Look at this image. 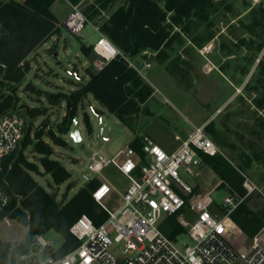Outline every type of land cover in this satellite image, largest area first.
I'll use <instances>...</instances> for the list:
<instances>
[{"label":"rangeland","instance_id":"374dc122","mask_svg":"<svg viewBox=\"0 0 264 264\" xmlns=\"http://www.w3.org/2000/svg\"><path fill=\"white\" fill-rule=\"evenodd\" d=\"M85 1L81 0L77 6H73L65 0H59L53 6L52 10L59 21V32L28 58L31 70L15 93L21 114H25L22 111L25 107L43 111V115L37 117L24 115L28 129L31 126L37 129L45 121L48 123L47 130L52 128L56 137H62L67 143V146H57L50 137L45 136L46 142L54 149L52 159L60 161L71 172L72 178L58 186L39 165L42 174L33 173L38 184L48 193L56 194L60 201L65 195L66 200L71 199L90 180H105L115 189L108 205L111 208L118 207L129 181L113 167L102 174L92 173L88 168V160L93 151L113 156L126 149L137 135L166 137L178 132L183 136L191 130L193 124L201 125L207 117H212L213 122L208 124L207 133L221 150L220 155L231 165L241 169L245 179L243 189L245 183L255 187V191L243 204L255 214L264 212V162L256 159L257 154L264 159V129L261 126L264 122V107H258L255 103L256 99L264 95V90H256L254 85L245 90L251 79L252 82L255 81L253 74L259 62L264 60V49L257 54L253 47L240 48L238 45L242 39L251 41L256 37L255 34L260 33V30L249 33L246 28L251 19L248 16L242 18L248 10L246 4L254 7L260 2L219 0L209 15V22L198 19L193 21L191 36L187 40L193 46L187 48L186 55V51H179L181 58L144 59V62L152 65V69L146 67L149 70H144L143 74L155 95L148 100L147 105L144 104L148 113L135 117L130 124H125L110 114L92 95L86 97L76 117L79 119L78 128L82 138L77 143L68 134L61 135L56 130V125L62 122L66 114V103L52 106L47 94L76 90L78 83L85 81L82 80L86 75L85 70L92 65L82 53L81 47L83 44L94 46L100 39L99 33L91 23L84 24L78 35L65 26V21L76 14L74 7L81 13ZM109 15L110 13H103L105 17ZM192 37L197 39L193 40ZM262 39L260 41L264 42V36ZM200 45H212L210 53L205 47L196 51L195 48ZM195 52L200 56L194 55ZM222 55H228L225 63L221 62L216 67L211 64L210 60L217 63ZM187 56L192 58L188 60ZM91 58L95 63L100 60L95 51ZM164 64L169 66L171 75L163 68ZM94 66L97 69L96 64ZM244 68L245 73L246 70L249 72L248 75L244 73ZM27 85H34L38 92L27 90ZM98 110L103 113L98 114ZM85 115L91 121L92 134L86 128ZM27 157L36 165L39 164V156L33 153L32 147L29 148ZM248 159L252 161L250 166L242 169ZM194 171L195 175H189L181 170V180L193 187L196 194L215 190L214 210L220 214L226 213L223 205L227 196L234 192L241 197L247 194L246 189L245 193L239 192L207 165L195 168ZM70 183L73 185L68 187ZM177 219L178 216H174L173 221L166 220V225L173 227ZM184 219L193 222L195 218L192 213L185 211ZM28 234L29 228L16 221H12L11 227L6 224L0 226V240L13 246L22 243ZM45 238L55 248H60L64 242L63 237L54 231L46 233ZM230 239L238 244L237 237L231 236ZM176 243L181 248L193 244L187 234L179 236Z\"/></svg>","mask_w":264,"mask_h":264},{"label":"trees","instance_id":"16d2710c","mask_svg":"<svg viewBox=\"0 0 264 264\" xmlns=\"http://www.w3.org/2000/svg\"><path fill=\"white\" fill-rule=\"evenodd\" d=\"M57 1L59 0H0V119L19 111L15 93L31 70L28 58L59 32V21L52 10ZM65 1L73 6L81 2ZM217 1L219 0H86L81 14L87 19V23L98 27L101 34L122 55L98 70L91 58L94 46L82 45V53L92 64L85 70L89 80L78 83L77 89L70 93L47 94L52 106L66 103V114L62 122L56 125L58 133H69L74 119L78 117L80 105L89 95L125 124H130L135 117L145 113L143 105L151 99L154 90L130 63L140 57L168 58L167 49L173 44L189 43L187 40L191 36V26L195 19L209 22V15L215 9ZM245 6L248 10L242 18L248 16L251 19L246 30L249 33L260 30V33L255 34L256 37L251 41L242 39L238 45L240 48L253 47L259 54L264 49V42L260 41L264 36V1H260L258 6ZM103 13L110 15L105 17ZM256 40L260 42L256 43ZM204 46L206 45H200L199 48ZM147 53L152 54L151 57ZM248 73L246 70L245 74ZM253 77L255 81L252 82L251 79L245 90L251 89L253 85L256 90H264V60L259 62ZM26 89L38 92L34 85H27ZM255 103L263 108L264 95L256 99ZM22 111L31 117L43 115V111L37 108L25 107ZM97 113L101 114L103 111L98 110ZM85 124L89 134H92L91 121L87 115ZM47 126L48 123L44 121L37 129L26 127L19 149L1 164L0 183L9 196L4 216L29 228L25 241L16 247L18 251H26L34 236L54 231L64 239L58 250V256H63L79 245L70 232L71 226L79 217L87 215L99 226L107 219V214L93 199V192L100 185L97 179L88 181L71 199L66 200L65 195L60 201L56 194L48 193L35 180L33 173L42 174L39 165L58 186L72 178L71 172L60 161L52 159L54 149L46 142L45 136L50 137L57 146H67V143L62 137L57 138L52 128L47 130ZM261 126L264 129V122ZM143 144L144 139L136 138L129 147L143 156ZM31 147L33 153L39 156L38 165L27 157ZM256 159L264 162L263 157L258 154ZM251 162L248 159L242 169L248 168ZM203 165L211 167L223 180H227L239 192L245 193V179L241 169L231 165L222 155L203 156ZM72 185L70 183L68 187ZM231 219L249 238H253L264 226V212L255 214L243 203L232 213ZM167 220L173 221L174 216ZM163 231L172 240H176L184 232V228L174 222L173 227L165 224ZM12 246L11 243L0 240V264L6 263Z\"/></svg>","mask_w":264,"mask_h":264},{"label":"built area","instance_id":"2783aa9c","mask_svg":"<svg viewBox=\"0 0 264 264\" xmlns=\"http://www.w3.org/2000/svg\"><path fill=\"white\" fill-rule=\"evenodd\" d=\"M259 3L261 0H253ZM75 15L65 21L66 28L78 35L88 21L74 7ZM77 16L78 22L71 26ZM100 35L94 51L100 56L98 70L122 55ZM110 48V57L99 48ZM131 67L140 74L133 63ZM147 68L151 65L147 64ZM27 122L19 111L0 119V167L4 159L14 154L25 137ZM179 143L173 152H167L152 139L145 137L143 156L129 146L108 156L93 151L88 168L94 174H102L108 168H115L128 181L129 186L121 196L118 207H110L108 200L115 192L114 187L101 181L93 192V199L107 214V219L97 226L87 215L71 226L70 232L79 245L71 252L58 256L59 248L46 240L45 235H36L26 251L16 249L22 243L12 246L5 264H264V226L249 238L231 219L232 213L247 199L255 187L245 183V197L234 192L224 200L226 213L214 210L215 190L199 194L180 178V171L195 175V168L203 167V156L215 157L221 150L209 137L207 124L192 125L184 139L176 137ZM9 205V196L0 183V226H12V219L4 216ZM194 215V221L184 219V212ZM178 216L177 223L184 228L192 245L181 248L163 231L166 220ZM237 237L235 244L230 237Z\"/></svg>","mask_w":264,"mask_h":264},{"label":"crops","instance_id":"0c3cea01","mask_svg":"<svg viewBox=\"0 0 264 264\" xmlns=\"http://www.w3.org/2000/svg\"><path fill=\"white\" fill-rule=\"evenodd\" d=\"M4 1H6V0H4ZM189 46H193V44H191V43H187V44H185V45H179V44H177V43H175V44H173L172 45V47L171 48H169V49H167V55H168V58L167 59H172V57H178V58H181L180 57V55L179 54H181V53H179V51H186L185 52V54L184 55H186L187 54V48H189ZM205 48H206V50L208 51L209 50V53H210V49H211V47H212V45H209V46H204ZM209 48V49H208ZM198 49H201V48H195V50L196 51H198ZM148 54V57H151V55L152 54H150V53H147ZM199 55L198 54V52H195L194 53V55ZM184 55H182L183 56V58H186ZM193 55V56H194ZM200 56V55H199ZM233 57V56H232ZM190 58H192V57H189V56H187V59L189 60ZM224 58V59H223ZM228 58H227V55H225V56H221V58L218 60L219 62H213V61H211L210 59V62H211V64L212 65H214L215 67L217 66V65H220L221 64V62H224L225 63V61L227 60ZM143 60V61H142ZM146 60V59H145ZM133 64H135L137 67H140V71H141V75H142V77L146 80V81H148V79H146V77L144 76V74H143V71L144 70H149V69H152V65H151V67L149 68V69H147L146 68V65L147 64H149V63H147V62H144V59L143 58H137L135 61H133ZM164 69H165V71L167 72V73H169L170 75H171V71H170V69H169V66H167V64H164V67H163ZM85 79H82V80H85L84 82H87L88 80H89V78L85 75ZM242 81V80H241ZM149 82V81H148ZM73 91V90H72ZM154 95H155V92H154V94H153V96L151 97V98H153L154 97ZM150 101V100H149ZM149 101H147V103L149 102ZM147 103L145 104V105H147ZM145 105H143V109L144 110H146V108H145ZM100 111H102V110H100ZM146 113H148L147 111H145V113H142V114H140L139 116L140 117H142L143 116V114H146ZM140 117H139V119H140ZM211 122H213L212 121V117H207L205 120H204V122L203 123H201V125L202 124H207V126H208V124H210ZM194 125H196V124H194ZM190 130H188V132H189ZM188 132L185 134V135H183V136H181L178 132L177 133H172L170 136H166V137H162L161 135H156V136H151L150 134H144V136H136L133 140H135L136 138H141V139H144L145 137H148V138H150V139H152L155 143H157L158 145H160L163 149H165L167 152H173V151H175L176 149H177V147H178V145H179V143L176 141V137H179V138H181V139H184L186 136H187V134H188ZM132 140V141H133ZM102 181H105V180H102ZM101 182V181H100ZM129 186V185H128ZM233 221V220H232ZM234 222V221H233ZM234 224L235 225H237L235 222H234Z\"/></svg>","mask_w":264,"mask_h":264},{"label":"water","instance_id":"95a60500","mask_svg":"<svg viewBox=\"0 0 264 264\" xmlns=\"http://www.w3.org/2000/svg\"><path fill=\"white\" fill-rule=\"evenodd\" d=\"M57 56H58V54L55 55V57H57ZM85 78L86 77L84 76L83 79H85ZM78 123H79V119L75 118L73 121L72 128L68 133V135L77 143L81 142V140H82L80 130L78 128Z\"/></svg>","mask_w":264,"mask_h":264},{"label":"bare ground","instance_id":"6f19581e","mask_svg":"<svg viewBox=\"0 0 264 264\" xmlns=\"http://www.w3.org/2000/svg\"><path fill=\"white\" fill-rule=\"evenodd\" d=\"M78 19H79V18H78L77 16H75V17L71 20L70 25H71V26H74V25L78 22ZM99 50H100V52H101L103 55H105L106 57H110V56L112 55V53H113V51H112L110 48L106 49V48H104V46L101 47V48H99Z\"/></svg>","mask_w":264,"mask_h":264},{"label":"clouds","instance_id":"9594fccd","mask_svg":"<svg viewBox=\"0 0 264 264\" xmlns=\"http://www.w3.org/2000/svg\"><path fill=\"white\" fill-rule=\"evenodd\" d=\"M114 47H115L114 45L111 47V48H112V50H114Z\"/></svg>","mask_w":264,"mask_h":264}]
</instances>
